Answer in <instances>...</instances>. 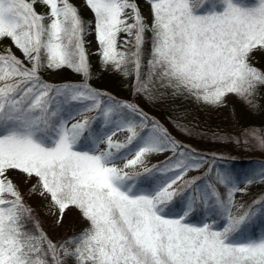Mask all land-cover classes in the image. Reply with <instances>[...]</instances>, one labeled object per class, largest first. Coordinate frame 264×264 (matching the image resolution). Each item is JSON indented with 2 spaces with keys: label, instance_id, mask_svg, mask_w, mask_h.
Listing matches in <instances>:
<instances>
[{
  "label": "snow or ice",
  "instance_id": "snow-or-ice-1",
  "mask_svg": "<svg viewBox=\"0 0 264 264\" xmlns=\"http://www.w3.org/2000/svg\"><path fill=\"white\" fill-rule=\"evenodd\" d=\"M201 2L84 0L85 25L71 0H0V264H264V233L242 227L264 201L237 203L239 174L138 102L250 105L264 88L253 64L264 0H218L199 14ZM94 67L118 75L128 98L92 86ZM244 135L264 147V129ZM256 178L264 171L244 180ZM37 194L54 227L73 210L84 226L52 239L27 203Z\"/></svg>",
  "mask_w": 264,
  "mask_h": 264
},
{
  "label": "trees",
  "instance_id": "trees-1",
  "mask_svg": "<svg viewBox=\"0 0 264 264\" xmlns=\"http://www.w3.org/2000/svg\"><path fill=\"white\" fill-rule=\"evenodd\" d=\"M71 2L74 3L72 0ZM247 2L253 4L256 0H247ZM74 4L79 8L80 16L87 25L91 15L84 5V0H82L84 7L80 4ZM140 6L143 9V3ZM213 6L218 7V0H202L197 12L202 14ZM7 44L9 41L4 40L0 47ZM16 54L20 55L19 52ZM254 66L264 70V54L255 60ZM67 75L64 73V76L59 80L64 79ZM72 79L78 81L80 77L75 76ZM90 83L95 88L118 98L125 99L129 96L127 84L118 75L113 74L111 70H101L94 67ZM138 102L145 111L163 124L177 140L190 145L203 155L222 157L223 159L217 161V165L232 171L234 174H239L244 182H240L238 187L241 184L248 186L253 183L256 184L257 187L252 189L249 195L242 198L234 197L237 203L243 204L247 209L249 205H253L254 201H264V184L261 182L264 179L256 178L251 183L244 180L246 175L251 176L264 171V147L259 145L254 136L244 135L248 129L257 131L264 129V88L257 89L250 105L235 96H229L225 103L219 107H208L186 96L168 97L151 105L144 104L143 101ZM189 136L192 138L189 139ZM203 172V169L195 171L191 177L201 176ZM212 182V180L205 178L202 183L203 186H206ZM252 210L255 215L249 223L242 227L245 234L259 236L264 233V206L256 203ZM33 216L41 228L49 234L34 209ZM81 228L69 227L64 233L77 232ZM63 234L57 238H52L49 235L56 240Z\"/></svg>",
  "mask_w": 264,
  "mask_h": 264
},
{
  "label": "rangeland",
  "instance_id": "rangeland-1",
  "mask_svg": "<svg viewBox=\"0 0 264 264\" xmlns=\"http://www.w3.org/2000/svg\"><path fill=\"white\" fill-rule=\"evenodd\" d=\"M72 1L74 3H76V4H80L81 6L84 7V5L82 4V0H72ZM37 10L40 11V12H43L44 11L43 7H40V6L37 7ZM142 10L144 11L145 14H147L148 7L144 3H143V9ZM90 19H91V17H90ZM87 42L88 41H86V43ZM91 50L92 49L89 48V51H91ZM260 55H261V53H259V52L256 54V56L253 59V64H254L255 60L260 57ZM63 76H64V73H55V74L50 75L49 78L51 80H55L56 81V80L61 79ZM90 115H93V114L90 113ZM116 138L119 139V140H121V141H123L125 139L124 134H122V133H117V137ZM157 159H158L157 157H152L148 161L149 166L152 163H156ZM137 171H139V169H137ZM193 174H195V171L189 172L187 178H192L191 176ZM261 182H262V184H264V180H262ZM202 187H204L203 186V183H202ZM256 187L257 186H256L255 183L251 184L250 186L245 185V184H241V185H239V188H244L246 190H245L244 193L237 192V194L235 195V197L236 198H242L244 196H247V195H249L250 191L252 189H255ZM27 202H28V204L30 206L33 207V209L35 210L37 216L40 218L43 227L49 232V234L51 235L52 238L59 237L69 227H72V228H81L85 224V221H83L81 218H79L78 213L75 210H73V211L68 212L67 217H66L64 223L61 226H59V228H56V227H54L52 225L51 221L49 219H47V217L49 216L47 206L46 205H42L41 198L39 197L38 194L29 197L27 199ZM70 264H72V262Z\"/></svg>",
  "mask_w": 264,
  "mask_h": 264
}]
</instances>
